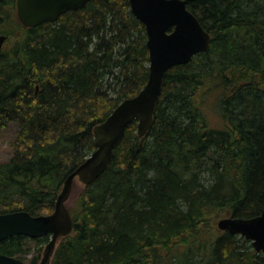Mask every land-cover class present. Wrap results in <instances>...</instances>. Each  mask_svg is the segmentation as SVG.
Listing matches in <instances>:
<instances>
[{
  "label": "trees",
  "instance_id": "16d2710c",
  "mask_svg": "<svg viewBox=\"0 0 264 264\" xmlns=\"http://www.w3.org/2000/svg\"><path fill=\"white\" fill-rule=\"evenodd\" d=\"M207 50L167 69L152 124L125 129L111 162L67 206L71 232L50 264H264V252L213 227L264 208V0H188ZM0 0V128L17 124L0 162V212L54 209L66 176L95 149L94 128L148 78L144 24L129 0H89L25 27ZM222 126L203 110L209 97ZM49 236L0 240L30 251Z\"/></svg>",
  "mask_w": 264,
  "mask_h": 264
},
{
  "label": "water",
  "instance_id": "95a60500",
  "mask_svg": "<svg viewBox=\"0 0 264 264\" xmlns=\"http://www.w3.org/2000/svg\"><path fill=\"white\" fill-rule=\"evenodd\" d=\"M89 0H16V17L25 27L56 20L67 10L83 8ZM188 0H129L132 14L145 27L149 54V72L139 92L119 102L106 119L94 128L95 149L70 172L50 213L33 215L26 210L0 212V240L15 235L29 238L49 236L39 264H50L57 241L72 230L66 206L73 182H92L111 162L113 149L121 141L126 127L137 121V133L143 135L152 124L153 112L161 92L164 75L173 65L186 63L207 50L210 34L187 8ZM0 33V49L6 41ZM217 227L249 240L257 252H264V208L252 217L226 216ZM0 264H28L18 256L0 253Z\"/></svg>",
  "mask_w": 264,
  "mask_h": 264
},
{
  "label": "rangeland",
  "instance_id": "374dc122",
  "mask_svg": "<svg viewBox=\"0 0 264 264\" xmlns=\"http://www.w3.org/2000/svg\"><path fill=\"white\" fill-rule=\"evenodd\" d=\"M15 15H16V9H15ZM212 98L213 97L211 96L205 101V103L203 104V110L205 112V115L209 123L212 126L221 127L222 121L219 112L216 110V108H214V104L211 101ZM16 131H17V124L15 122H10L6 127L0 128V162L7 161L12 157L14 152V146L12 145V142L15 139ZM84 185L85 184H83L78 178H75L69 198L66 201V206H70L74 203V201L76 200L78 194L80 193ZM222 216L226 217L227 215H222ZM220 218L222 217L215 219V221L213 222V227L217 228V221ZM29 246H30V251L22 255V257L25 259V262H27L28 264L32 256L33 243L30 242ZM41 256L42 253L40 255V258ZM39 261L37 264H39Z\"/></svg>",
  "mask_w": 264,
  "mask_h": 264
}]
</instances>
